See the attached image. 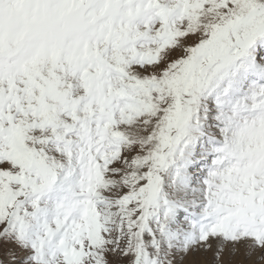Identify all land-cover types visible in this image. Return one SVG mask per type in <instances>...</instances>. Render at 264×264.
<instances>
[{"label":"snow or ice","instance_id":"1","mask_svg":"<svg viewBox=\"0 0 264 264\" xmlns=\"http://www.w3.org/2000/svg\"><path fill=\"white\" fill-rule=\"evenodd\" d=\"M0 264H264V0H0Z\"/></svg>","mask_w":264,"mask_h":264}]
</instances>
